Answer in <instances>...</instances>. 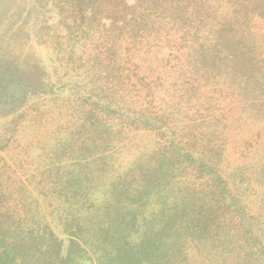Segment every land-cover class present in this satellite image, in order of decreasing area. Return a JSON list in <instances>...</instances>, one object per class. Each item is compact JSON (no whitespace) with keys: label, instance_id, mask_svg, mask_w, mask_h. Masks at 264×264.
<instances>
[{"label":"rangeland","instance_id":"rangeland-1","mask_svg":"<svg viewBox=\"0 0 264 264\" xmlns=\"http://www.w3.org/2000/svg\"><path fill=\"white\" fill-rule=\"evenodd\" d=\"M103 1L101 9L104 11L96 12L94 4H86L85 0H0V83L8 78L15 87L11 102L7 107L0 106V191L4 195L1 203H14L23 217L31 218L29 214H32L35 221H48L60 235L64 252L68 247L67 239L63 237L69 231L66 225L71 224L72 216L74 223L79 219L71 209L76 205L81 208V205L93 204L98 210L99 204L104 203L107 193L112 190L114 181L119 203L144 205L141 210L132 208L143 217L138 218L134 232H127L138 241L144 230L143 219L147 221L171 209L168 199L180 197L178 193L187 185L182 182V175L191 178L192 173L198 177L197 165L183 160V167L167 172L171 173L169 177L162 178V168L158 167L160 173L148 178L151 181L146 186L142 185L144 177L139 176L141 169L136 167L140 163L150 164L151 158L153 166H160L154 159L153 150L164 139H172L173 133L166 130L161 132V137L156 130H137L129 134L131 128L157 125L162 112L165 113L164 123L186 118L193 111L196 99L199 100L198 93L205 90H192L185 84L187 79L180 72L185 59L190 57L186 49L177 46L178 51L172 53L173 48L168 50V45L161 43L168 41L163 40L167 28L163 24L170 11V0H115L119 6L115 11L114 1ZM249 1L250 8L259 5L258 10H262L263 16L253 15L249 20V31L264 57V0ZM178 2V11L172 14L178 13V18L184 19L185 15L188 16L186 27L190 29L192 25L188 20H194L197 30L216 26L213 11L216 9L217 14L226 12L234 5L233 0ZM145 7H151L152 13L160 15L155 23L156 30L152 28L144 36L135 38L132 30L116 29L114 21L137 18ZM206 15L209 21H204ZM107 16L109 19H104ZM212 18L215 25L210 21ZM117 40L121 44L119 50L115 44ZM195 40L198 43L203 41L200 31ZM204 43L207 48H212V42L205 40ZM146 50L153 52L151 58ZM129 51L136 58L148 59L140 66L139 77L127 73L133 68L128 61ZM209 52L210 49L206 51ZM109 59H120L123 64H117L110 71L116 73L124 67L125 80H130L123 84L124 87L109 68L107 71L104 64L109 63ZM227 73L229 69L221 70L220 76L214 78L217 73H212L213 78L207 79L209 97L216 98L210 100V108L220 117L212 124L218 130L228 125L222 129L226 146L224 153L218 154L215 169L226 172L223 179H227L231 194L237 196L243 191L245 206L252 211L243 219L240 239L243 238L246 248L264 253V187L263 190L253 189L255 181L264 184V169L262 167L263 173L259 175L260 167L256 168L258 164L264 166V112L249 106L245 100L251 97L237 94L234 84L235 89L227 90L223 86L224 83L229 85L232 79L225 76ZM218 78L223 80L221 85ZM250 90L251 93L252 90L258 94L264 92V76ZM139 94L145 103L144 112L129 104V99ZM118 131L121 133L115 134ZM117 138L124 141L117 144L114 142ZM251 148H255L252 154L249 152ZM102 164L106 165V170L100 169ZM233 166L241 171L243 186L238 180L230 183L229 168ZM249 171L250 176L247 175ZM256 175L259 176L256 178ZM144 176L150 175L145 173ZM139 185L140 194L136 192ZM170 190L174 193H169ZM181 198L184 203L190 202L188 197ZM194 199L193 210L197 211L200 208L196 205L198 196ZM125 210L119 213L126 214ZM98 212L101 215L99 232L90 235L79 231L82 243L88 240V246L81 249L70 246L71 252L76 253V264H97L99 251L93 253L95 241L101 248H113L102 232L106 211ZM110 213L113 219L115 215L112 211ZM90 216L94 217L93 212ZM186 216L187 210L180 214L179 221H185ZM93 225L96 226L95 219ZM101 235L103 237L99 238ZM233 238L229 244L237 249L239 239ZM103 248L100 252L104 251ZM189 249L187 253L191 251ZM190 258L189 264H200L195 254ZM258 261V264H264L260 257Z\"/></svg>","mask_w":264,"mask_h":264},{"label":"trees","instance_id":"trees-1","mask_svg":"<svg viewBox=\"0 0 264 264\" xmlns=\"http://www.w3.org/2000/svg\"><path fill=\"white\" fill-rule=\"evenodd\" d=\"M109 1L115 2V0ZM91 2L94 4L96 12L104 11V9H101L104 3L103 0H85L86 4ZM170 2L168 6L170 11L166 13L168 15L165 16L163 24L167 28L166 30L161 29L165 30L163 40L168 39V41L161 43L168 45V50L173 48L172 53L178 51L175 49L177 46L186 49L190 57L185 59L180 72L188 81L185 80V84H188L192 90H197V88L205 90L198 93L199 100L196 99L192 106L193 111L186 118L173 120L171 123H164L163 114L165 113L162 112V118L159 117V120L156 121L157 125H152L157 129L148 125L140 128L136 127V129L130 127L129 134L138 132L137 130H140V132L156 130L161 137H163L161 132H166V130H170L173 133L172 139H164L165 141L158 144L156 149L153 150L154 159L160 166H153L151 158V163H146L148 166L140 163L136 167L137 170L141 169L139 172L142 174H139V176L144 177L142 185L146 186L151 181L148 178L160 173L157 169L158 167L162 168V178L169 177L171 173L167 174V172L179 170L180 167H183V160L197 165L198 177H195L192 173L191 178L182 175V182L187 184L186 187L181 188L180 192L182 195L180 192H176L180 195L178 199H168L171 209H166L162 214L158 213L157 216L150 217L147 221L143 219L145 223L144 230L141 232L138 241L127 232H134L138 218L143 217L142 213L136 212L132 208L141 210L144 205L140 203H119L120 197L116 196L117 184L114 181V185L111 184L113 186L112 190L107 193L104 203L99 204L98 210L95 209L93 204L81 205V208L76 205L74 209H71V211L75 212L74 216L79 219L78 222L74 223L75 218L72 216L71 224L66 225L69 227V231H67V235H63L68 242L65 252L63 242L59 239L60 235L55 233L48 221H35L32 214H29L31 218L27 215L23 217L22 214L17 212V205L14 203H1L4 200V195L0 191V264H76V253L74 251L71 252L70 246H76L78 249L88 246V240L82 243V238L79 236L81 232L79 231L90 235L97 231L99 232L98 224L99 216L101 215L98 211L100 210L106 211L103 217L104 227L102 232L107 236L105 238L108 242L112 243L113 248L104 249L102 246L104 251L100 252L102 248L97 244L98 241H95L93 253L96 254L99 251L97 264H181L182 262L183 264H189L192 254L196 255L200 264H258L259 257L264 261V253L257 252L258 250L255 248H246L242 241L243 238L240 239L239 234L243 230L242 227L245 222L243 219L252 214V211L248 206H245L243 200L246 195L243 191L237 196L231 194L227 179H223L226 172L215 169L218 154L222 155L226 146L225 131H222V129H225L228 125L218 130L212 124L220 117L218 114L216 115V111H212L210 108V100L214 101L216 98L211 99L209 97L210 90H207L209 87L207 79L212 77V73H217V75H214V78H216V76H220L218 73L221 70L229 69V73L225 76H229L234 80L231 79L229 85L224 83L223 86L225 85L227 90L236 88L237 94L241 93L243 96H250L251 99L245 100V102L249 103V106L256 111L264 112V92L258 94L252 90L251 93L250 90L254 88L256 81L259 82L264 76V57H262L259 45L255 43V37L249 31V20L253 15L263 16L262 10H258L259 5H252L250 8L249 0H233L232 3L234 5L231 10L218 14L216 9L213 11L216 16V18L214 17L216 26H219L217 32H215L216 26L211 25L203 30V27L197 30L194 20H188L192 25L188 29L186 27L188 16L185 15L184 19L182 17L178 18V13L173 15L174 12L178 11L180 2L178 0H170ZM117 7L119 6L115 2L114 11ZM184 7L186 8V5ZM152 11L151 7H145L140 11L141 14L137 18H124L118 20V22L114 21L117 24L116 29L132 30V36L134 35L135 38H138V36L142 37L150 30L158 28L155 23L159 20L160 15L154 14ZM159 13L162 14L161 12ZM109 16L112 15L110 14ZM214 18L210 21L215 25L213 22ZM104 19L108 20L109 17L107 16ZM208 19V15H206L204 21H209ZM199 31L203 39L200 43L195 40ZM170 38H173V41L169 42ZM161 40L160 37L158 41L160 42ZM205 40L208 43L212 42V48H207L204 43ZM118 42L119 40L115 44L119 50L121 44ZM209 49L210 52L206 53ZM145 52L149 53L147 56L151 58L153 52H148L147 50ZM128 54L129 64L133 68L131 69L132 71L127 73L128 75L139 77L140 66L148 59L136 58L134 53L130 51ZM158 57L159 53L156 52V58ZM119 60L109 59V63L104 65L107 66V71L109 68V72H112L117 82L123 85L130 82L129 79L125 80L124 67L119 68L116 73L110 71L111 68L120 64ZM119 66H123V64L121 63ZM229 77H225V79ZM218 79L221 80L219 82L221 85L223 80L221 78ZM12 83L15 84L13 81ZM232 84H234L235 88ZM118 88H121V86H118ZM13 89L15 87L11 85L8 78L0 83V106L5 105L7 107L8 102H11L15 94ZM129 102V104L139 108L141 112L145 111V103L141 100L140 94L129 99ZM220 102H222V99ZM229 114L230 111L226 115L227 119ZM251 114L254 115V112L252 111ZM120 133L121 131H118L115 134ZM121 137L125 139L124 136ZM127 138L130 141V137L127 136ZM123 139L117 138L114 142L121 144ZM252 150L255 151V148L250 149L249 152L251 154ZM259 167L261 171H258V173L262 175V167L264 169V166L256 165V168L259 169ZM102 168L106 170V165L102 164L100 169ZM229 169V174L231 175L230 183L234 184L238 180L239 184L243 186V183H240L241 171L237 170L238 168L235 169V166ZM218 172H221V174ZM145 173L150 176L145 177ZM247 175L250 176L252 173L249 171ZM259 175H256V178ZM186 179L192 182L189 183ZM76 184H78L77 180ZM257 184L256 181L253 183V189L263 190L264 184L259 182ZM130 188L128 186V189ZM140 190L141 186L136 192L140 194ZM169 193L174 192L170 190ZM196 195L199 202L196 205L197 207L200 206V208L194 211V198ZM262 195L264 196V193ZM181 196L188 197L190 202L184 203ZM123 209H126V214L119 213ZM186 210V220L179 221L180 214ZM111 211L115 215L113 219ZM91 212L94 214L93 218L90 216ZM130 212H133V216H131ZM193 216L194 218L191 220ZM94 219L96 220L95 227L93 225ZM100 237L103 236L101 235ZM233 237L239 239L236 243L240 247L237 249H233L232 245L229 244ZM187 249L191 251L187 253ZM179 259H181V262Z\"/></svg>","mask_w":264,"mask_h":264}]
</instances>
